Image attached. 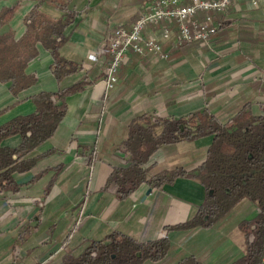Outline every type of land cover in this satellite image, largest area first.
<instances>
[{"label":"crops","instance_id":"crops-1","mask_svg":"<svg viewBox=\"0 0 264 264\" xmlns=\"http://www.w3.org/2000/svg\"><path fill=\"white\" fill-rule=\"evenodd\" d=\"M151 1L0 0V12L14 8L1 33L12 32L15 40L24 35V19L35 8L53 20L66 12L76 15L63 32L66 43L60 54L79 66L77 72L58 82L50 71L51 55L38 44V56L25 70L35 79L34 84L13 95L10 84L0 82V126L33 114L31 98L37 94L56 93L80 81L91 83L66 98L67 110L54 135L32 154L36 156L34 166L13 175L18 190L0 192V264H60L65 252L77 255L88 241L112 232L138 242L167 237L171 248L161 264H177L188 257L200 264H231L243 255L244 237L239 224L252 220L258 212L246 200L215 227L184 231L175 227L192 218L202 204L204 189L199 183L179 177L159 189L141 184L126 198L119 197L114 186L104 188L113 168L127 166L120 143L126 138L127 124L137 114L180 118L207 109L226 122L247 102L254 104L256 114H262L257 105L264 104V9L245 3L215 15L224 22V28L211 41L216 47L240 45L242 54L232 50L225 59L217 60L211 54V59L199 54L193 57L188 53L189 46L174 50L173 28L171 38L161 41L163 49L171 52L168 62L149 58L150 62L128 53L117 73L120 78L115 88L107 93L104 78L111 56L109 37L118 28L128 29ZM161 32L154 27L146 29L144 35L160 39ZM194 59L202 66L206 62L203 67L207 72L202 71L201 80H197L199 70L193 71L189 64ZM95 78L97 82H93ZM145 84L148 99L141 103L136 95ZM187 89L201 91V98L240 96H233L216 109L206 107L201 99L199 106L182 112L184 107L171 103L179 97V91ZM20 142L16 135L1 146L14 149ZM211 142L210 136L162 146L147 163L149 175L175 168L194 172L203 163ZM158 215L159 220L153 223ZM78 220L79 235L70 237L66 244L65 233H70Z\"/></svg>","mask_w":264,"mask_h":264},{"label":"trees","instance_id":"trees-1","mask_svg":"<svg viewBox=\"0 0 264 264\" xmlns=\"http://www.w3.org/2000/svg\"><path fill=\"white\" fill-rule=\"evenodd\" d=\"M14 8L0 12V82L9 83L17 95L29 88L35 79L27 75L28 64L38 56L37 45L52 57L50 71L60 82L79 70L66 60L60 49L66 43L63 32L74 15L66 12L53 20L33 9L24 19L25 33L15 40L12 32L1 33ZM111 59L109 60V62ZM94 79L93 82H97ZM91 83L80 81L56 93H40L31 98L35 112L17 117L0 126V192L18 190L13 175L29 171L36 162L35 149L50 139L65 116L66 98L82 92ZM257 107L247 102L226 122H221L207 109L180 118L157 117L147 113L135 115L126 126V138L120 143L126 157L125 168H113L105 189L116 188L121 198L128 197L138 186L147 184L159 189L183 177L199 183L204 199L192 218L176 226L190 231L211 229L227 218L243 200L257 208V215L239 224L244 237L243 255L231 264H264V104ZM18 135L21 142L14 149L1 143ZM212 137L203 163L194 172L177 168L149 175L147 163L162 146L192 142ZM171 242L167 237L138 242L120 232H112L102 239L90 240L82 251L74 255L65 252L60 264H161L167 257ZM177 264H200L193 257Z\"/></svg>","mask_w":264,"mask_h":264},{"label":"built area","instance_id":"built-area-1","mask_svg":"<svg viewBox=\"0 0 264 264\" xmlns=\"http://www.w3.org/2000/svg\"><path fill=\"white\" fill-rule=\"evenodd\" d=\"M241 3L264 9V0H152L147 10L128 29L118 28L109 37L111 61L104 78L105 90L112 89L117 82L120 65L128 53L166 60L168 53L163 49L161 41L171 38L173 28L174 48L190 44L208 45L224 28V22L216 19L215 15L223 14L229 7ZM201 13L203 15L198 16ZM161 23L166 26L162 28L160 39L142 34L147 27H156ZM89 58L96 61L92 55ZM79 226L78 220L75 231Z\"/></svg>","mask_w":264,"mask_h":264},{"label":"rangeland","instance_id":"rangeland-1","mask_svg":"<svg viewBox=\"0 0 264 264\" xmlns=\"http://www.w3.org/2000/svg\"><path fill=\"white\" fill-rule=\"evenodd\" d=\"M203 14L201 13V14H199L198 16H202ZM166 25H165V23H161L160 25H158V26H156V27H159V28H163V27H165ZM172 26V25H171ZM155 26H153V25H151V26H149V27H147L146 29H151V28H154ZM145 29V30H146ZM145 30L143 31V35L145 34ZM145 36V35H144ZM212 39L210 40V42H209V44L208 45H198V44H190V45H184V46H182V47H179V48H176V49H174V50H182L183 48H185V47H187V46H189V50H188V53L189 54H191V55H193V57L194 56H197V54H199V55H204L205 57L206 56H210V54H211V56L213 57V58H215V59H217V60H222V59H225L226 58V56L229 54V53H231V51L233 50V51H235L236 52V54L237 53H240V54H242L243 52L241 51V49H240V47H242V46H240V45H235V46H231V44L232 43H229V44H225V45H223V46H218V47H216L215 45L213 46L212 45ZM207 49V50H206ZM166 51V50H165ZM174 52V51H173ZM168 53V58L166 59V60H160V59H158V60H160V61H166V62H168L170 59H171V57H170V53L171 52H167ZM106 55H109V53L108 52H106ZM110 56V55H109ZM208 57V58H212V57ZM125 58H126V56H125ZM125 58L123 59V60H125ZM145 58V60H150V62H151V59H154L153 57H144ZM149 58H151V59H149ZM110 59H111V56H110ZM157 59V58H156ZM124 63L125 62H123L122 61V63H121V65H120V67L122 66V65H124ZM224 63V62H223ZM189 64H191L192 65V69H193V71H195L196 72V70H199V72H200V74H199V76H198V79L197 80H201V79H203V75H201L202 74V71L203 70H205V72H207L206 70H207V68H204L203 66L206 64V62H204V63H202L203 64V66L202 65H200V63H198V61H196L195 59H194V61H191ZM227 63L225 62L224 63V65H226ZM127 68V67H126ZM119 70H120V68H119ZM204 72V73H205ZM119 76H117V82H118V80H119ZM145 80H147V78L145 79ZM117 82L115 83V85L113 86V88L112 89H114L115 88V86H116V84H117ZM143 87H144V89H142L143 91L141 92V94H140V92L139 93H137V95L136 96H138V97H141V100L139 101V102H141V103H143V102H146L147 101V99H148V96H147V91H148V87H147V84H145V85H142ZM147 87V88H146ZM184 88V87H183ZM112 89H109V90H107V93H109ZM178 89V88H177ZM141 91V90H140ZM183 91H185V92H181V91H179V93H177L178 94V98H176V99H173V102L171 103V104H174L175 102H176V104H177V106L178 107H184V111H182V112H185V111H189V110H191V109H193L195 106H199V102L198 101H200L201 99L203 100L202 101V104L203 105H205L206 107H209V108H213V109H216L217 107H222V106H224V105H226V103H227V101L230 99V98H233V96H236V98L238 99V97L240 96V95H236V94H227V95H215V96H212V95H210V96H208V97H203V98H201L202 97V94H201V91H199V90H191V89H187V90H183ZM198 91V92H197ZM221 96V97H220ZM210 97V98H209ZM199 99V100H198ZM201 104V103H200ZM141 105V104H140ZM147 114H149V115H154V114H152V113H149V112H147ZM78 194V193H77ZM83 195L85 194V192H83L82 193ZM81 196V199L80 200H82V198L84 197V196ZM81 215H82V213H81ZM159 215L157 216V217H155L154 218V220H153V223H155V222H157L158 220H159ZM28 234H29V232H28ZM67 235V238H66V240H67V242H66V244L68 243V242H70V237H72V236H74L75 235V237H77L78 235H79V233L78 232H76L75 231V229H72L71 231H70V233H65V236Z\"/></svg>","mask_w":264,"mask_h":264},{"label":"water","instance_id":"water-1","mask_svg":"<svg viewBox=\"0 0 264 264\" xmlns=\"http://www.w3.org/2000/svg\"><path fill=\"white\" fill-rule=\"evenodd\" d=\"M150 193V191H148V194Z\"/></svg>","mask_w":264,"mask_h":264}]
</instances>
